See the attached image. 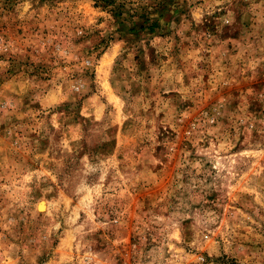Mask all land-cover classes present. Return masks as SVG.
<instances>
[{
	"label": "rangeland",
	"instance_id": "1",
	"mask_svg": "<svg viewBox=\"0 0 264 264\" xmlns=\"http://www.w3.org/2000/svg\"><path fill=\"white\" fill-rule=\"evenodd\" d=\"M0 264H264V0H0Z\"/></svg>",
	"mask_w": 264,
	"mask_h": 264
}]
</instances>
